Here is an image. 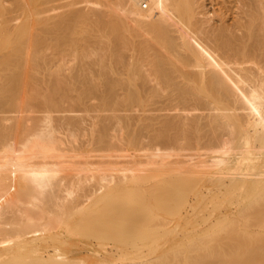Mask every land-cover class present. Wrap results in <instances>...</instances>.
Here are the masks:
<instances>
[{
	"label": "bare ground",
	"instance_id": "6f19581e",
	"mask_svg": "<svg viewBox=\"0 0 264 264\" xmlns=\"http://www.w3.org/2000/svg\"><path fill=\"white\" fill-rule=\"evenodd\" d=\"M0 0V264H264V0Z\"/></svg>",
	"mask_w": 264,
	"mask_h": 264
},
{
	"label": "rangeland",
	"instance_id": "374dc122",
	"mask_svg": "<svg viewBox=\"0 0 264 264\" xmlns=\"http://www.w3.org/2000/svg\"><path fill=\"white\" fill-rule=\"evenodd\" d=\"M142 7L144 8V9H148L149 7H148V3L144 0V2H143V4H142Z\"/></svg>",
	"mask_w": 264,
	"mask_h": 264
}]
</instances>
